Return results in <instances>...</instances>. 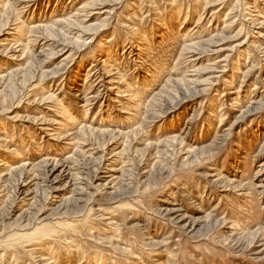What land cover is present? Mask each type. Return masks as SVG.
I'll list each match as a JSON object with an SVG mask.
<instances>
[{
	"label": "rangeland",
	"instance_id": "1",
	"mask_svg": "<svg viewBox=\"0 0 264 264\" xmlns=\"http://www.w3.org/2000/svg\"><path fill=\"white\" fill-rule=\"evenodd\" d=\"M0 264H264V0H0Z\"/></svg>",
	"mask_w": 264,
	"mask_h": 264
}]
</instances>
